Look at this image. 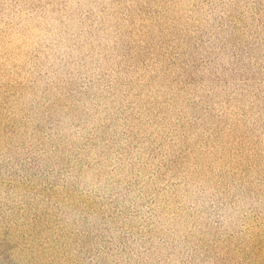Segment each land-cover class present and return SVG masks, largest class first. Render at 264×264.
Instances as JSON below:
<instances>
[{
    "label": "rangeland",
    "instance_id": "374dc122",
    "mask_svg": "<svg viewBox=\"0 0 264 264\" xmlns=\"http://www.w3.org/2000/svg\"><path fill=\"white\" fill-rule=\"evenodd\" d=\"M26 1L0 264H264V0Z\"/></svg>",
    "mask_w": 264,
    "mask_h": 264
},
{
    "label": "trees",
    "instance_id": "16d2710c",
    "mask_svg": "<svg viewBox=\"0 0 264 264\" xmlns=\"http://www.w3.org/2000/svg\"><path fill=\"white\" fill-rule=\"evenodd\" d=\"M109 2H112L113 0H107ZM160 2H163L164 0H159ZM188 3L186 5H189V1H187ZM24 4V5H22ZM29 4L26 0H0V14L4 16V14L8 13V10L11 8H15L16 11L19 10H26L29 7ZM20 27V26H18ZM36 28V27H35ZM19 30V28H17L16 32ZM14 39L18 40L19 37L16 35V33L14 34ZM8 41L7 44H12L13 43V38L11 40H9L8 38L6 39L5 37H0V48L2 47V42ZM62 67L66 70H69L67 68H65L63 65ZM87 69V68H86ZM85 69V70H86ZM49 71H45V76H47Z\"/></svg>",
    "mask_w": 264,
    "mask_h": 264
}]
</instances>
